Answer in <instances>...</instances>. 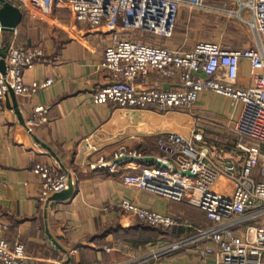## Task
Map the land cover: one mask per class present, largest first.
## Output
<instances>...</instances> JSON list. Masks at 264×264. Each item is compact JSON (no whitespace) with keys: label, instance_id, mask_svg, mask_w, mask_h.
<instances>
[{"label":"crops","instance_id":"obj_1","mask_svg":"<svg viewBox=\"0 0 264 264\" xmlns=\"http://www.w3.org/2000/svg\"><path fill=\"white\" fill-rule=\"evenodd\" d=\"M6 1L17 5L15 0ZM177 1L180 9L170 39L124 35L127 31L119 24L92 29L73 22L69 11L57 9L46 21L22 13L14 31L0 26V49L43 51L42 59L24 72L25 84L52 81L34 96L11 94L0 103V240L21 245L35 260L30 264H59L64 249L70 248L77 251L69 259L71 264H201L189 250L156 260L151 255L187 238L193 229L208 226L204 214L185 201L126 186L123 178L156 167L144 159L157 156V138L173 128L187 130L188 142L198 150L207 147L214 160L223 164L227 158L240 168L243 154L235 150L231 135L239 107L210 93L200 95L192 114L119 109L94 100L113 79L100 64L105 50L119 40L133 39L181 53L202 41L234 50L254 45L246 23L250 15L243 10L240 18L236 16L237 0H207L202 10L191 7L194 0ZM204 32L210 35L205 40ZM249 76L250 66L244 61L240 88L251 86ZM138 86L174 91L180 83L177 77L165 79L151 72ZM40 106L48 109L47 122L35 114ZM195 134L202 135L201 143L194 140ZM123 147L141 158L117 162L115 156ZM38 166L67 170L74 182L69 191L53 196L48 212L39 201L41 180L33 173ZM123 200L171 216L178 225L170 231L144 226L119 207Z\"/></svg>","mask_w":264,"mask_h":264},{"label":"built area","instance_id":"obj_2","mask_svg":"<svg viewBox=\"0 0 264 264\" xmlns=\"http://www.w3.org/2000/svg\"><path fill=\"white\" fill-rule=\"evenodd\" d=\"M26 16L48 20L54 10H67L73 22L99 28L119 24L122 31L142 33L170 39L176 28L180 4L177 0H15ZM207 0H194V10L205 8ZM238 1L239 13L246 10V21L254 34V45L234 50L214 42L202 41L188 52L155 47L133 39H122L104 52L100 68L113 79L101 88L94 100L114 108L138 111L154 110L166 114L180 110L192 114L203 93L219 95L239 107L231 127L234 148L243 154L239 166L225 158L223 164L210 156L207 147L192 146L182 133L167 132L156 140L155 157L167 168H146L123 178L126 186H139L147 192L170 200L185 201L200 210L208 226L195 228L187 238L172 243L159 254L189 250L201 264H264V0ZM37 48L0 49V103L11 95L34 96L52 85L51 80L27 85L24 72L32 69L43 57ZM250 66L251 86L240 88L238 80L242 62ZM160 77H177L174 91H161L138 86L149 73ZM48 109L37 107L35 114L47 122ZM194 130V127H193ZM181 132V131H180ZM194 140L201 143V134ZM245 139L247 143H243ZM141 158L123 147L115 159ZM33 173L41 180V209L49 211L56 194L69 191L74 182L67 170L38 166ZM190 173V176L186 174ZM119 207L151 228L170 231L178 221L123 200ZM59 264H71L76 249H64ZM21 245L11 246L0 240V264H30ZM35 261V260H34Z\"/></svg>","mask_w":264,"mask_h":264},{"label":"water","instance_id":"obj_3","mask_svg":"<svg viewBox=\"0 0 264 264\" xmlns=\"http://www.w3.org/2000/svg\"><path fill=\"white\" fill-rule=\"evenodd\" d=\"M22 19H23V14L16 6L10 4L6 0H0V26L2 27L3 30L14 31L21 23ZM0 71L4 72V67L2 64H0ZM131 159L133 160L137 158H130L128 160ZM144 162L155 163V165L157 166L167 168V165L162 164L156 158H145ZM186 175L190 176V173H187Z\"/></svg>","mask_w":264,"mask_h":264},{"label":"rangeland","instance_id":"obj_4","mask_svg":"<svg viewBox=\"0 0 264 264\" xmlns=\"http://www.w3.org/2000/svg\"><path fill=\"white\" fill-rule=\"evenodd\" d=\"M246 33L247 34H249L250 33V31L246 28ZM131 34V32H125V34L124 35H130ZM136 34H139L140 35V33L139 32H136ZM203 40H205V39H207V37L209 38V34H207L206 35V33L204 32L203 33ZM150 37H152V36H150ZM174 130H172V132H177L176 130V128H173ZM181 131V132H180ZM177 133H182V134H184V136H187L188 135V131L187 130H185V129H181V130H179V132H177Z\"/></svg>","mask_w":264,"mask_h":264}]
</instances>
